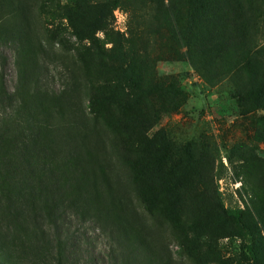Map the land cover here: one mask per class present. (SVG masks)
Wrapping results in <instances>:
<instances>
[{"label": "rangeland", "instance_id": "374dc122", "mask_svg": "<svg viewBox=\"0 0 264 264\" xmlns=\"http://www.w3.org/2000/svg\"><path fill=\"white\" fill-rule=\"evenodd\" d=\"M114 1L0 0V33H22L33 45H41L44 55L58 65L52 88L58 90L61 85L57 59L71 67L79 82L71 111L64 104L53 111L51 122L67 137L66 143L57 146V158L71 165L83 159L86 171H95L96 178L90 177L89 186L93 204L103 202L100 194L107 190L106 185L113 186L116 193H112L123 196L124 214L138 220V227L171 264H264V109L242 115L239 106L240 96L262 78L264 0H226L218 13L222 16L204 17L224 18L230 27L235 22L240 36L228 42L239 41L241 53H248L239 72L234 68L238 61L233 49L216 58L208 72L211 82L193 68L184 46L176 55L152 34L158 17L155 0L147 5L119 0L121 6L107 13ZM103 14L114 31L125 38L132 36L129 56L135 59L134 65H121L117 74L126 89L129 82L143 81L147 86L152 80L171 81L184 91L174 111L159 103V98L154 100L157 111L147 130L148 136L168 144L177 165L169 166L165 160L154 171L155 165L146 162L153 168L150 171L123 162L124 155L131 156V161L136 157L126 140L130 130L116 119L109 127L98 119V126L90 131L71 124L75 122L73 108L90 113L94 88L109 79L96 42L102 41L103 32L95 31L94 25L96 17ZM1 52L4 83L11 92L17 80L15 52L12 47ZM128 63H132L130 58ZM98 145L107 148V156L95 150ZM88 148L92 154L87 153ZM173 166L175 170L170 171ZM2 224L0 217V228ZM68 229V250L74 251L70 264H109L105 256L108 231L95 223L74 220ZM191 230L206 234L201 240L211 241L208 249L196 247ZM33 252L27 245L23 249L8 245L6 253L0 250V257H8L10 263L0 260V264H54L53 253L42 259L43 255L32 258Z\"/></svg>", "mask_w": 264, "mask_h": 264}, {"label": "trees", "instance_id": "16d2710c", "mask_svg": "<svg viewBox=\"0 0 264 264\" xmlns=\"http://www.w3.org/2000/svg\"><path fill=\"white\" fill-rule=\"evenodd\" d=\"M136 1L142 5L150 4L149 0ZM155 1L158 17L152 34L159 37L166 50L177 55L178 48L184 46L190 64L210 82L208 72L213 68L215 59L222 54L228 55L232 49L233 58L238 61L234 68L238 72L242 69L248 60V57L245 58L248 53H241L239 41L234 44L228 42L230 38L240 36L237 24L234 22L230 27L224 18H204L222 16L218 13L226 0ZM119 6V0H115L105 12L111 13ZM94 25L95 31L103 32L102 41L96 42L100 43L98 48L102 51L99 56L105 61L109 79L103 86L94 88L90 113L81 111L79 107L73 108L76 117L75 122H71L72 126L90 131L98 126V119L104 121L105 127L111 126L116 119L130 130L126 140L131 142L136 157L135 161H131V156L124 155L123 162L142 170H150L146 162L154 164V171L165 160L169 166L177 165L178 162L170 157L168 144L163 145L158 138L148 136L147 130L157 111L154 100L159 98V103L174 111L178 108L177 101L184 97V91L171 81L152 80L147 86L143 81L136 80L125 83L128 85L126 89L117 74L121 65L130 66L135 60L129 56L132 36L125 38L114 31L105 15L97 16ZM201 29H204L203 35ZM108 44L110 48L105 49ZM4 47H12L15 52L13 63L17 80L11 92L5 86L1 69L4 62L1 49ZM45 52L41 45H33L22 33L6 30L0 33V217L3 222L0 250L6 253L8 245L18 249L27 245L35 251L32 258L43 255L42 259H47L45 254L53 253L54 264H70L74 251L68 250L71 235L68 223L74 220L95 223L103 231H108L105 256L109 258V264H171L169 258L163 259L161 250L138 227V220L124 214L123 196H115L113 186L106 185L107 190L100 194L103 202L93 204L89 186L92 182L90 177L96 178L95 171H86L83 159L71 165V162L57 158V146L66 143L67 137L61 135L51 122L53 111L59 104H64L71 111L80 85L71 67L57 59L60 61L57 75L61 85L58 90L53 89L51 84L56 75L53 72L59 67L44 55ZM128 56L132 63H128ZM261 77L260 81L250 85L244 96L239 95V106L244 111L242 115L264 109V68ZM128 78L132 79L130 74ZM112 82L115 84L112 85ZM83 136L79 138H85ZM95 147L96 151L107 156V148ZM87 153L92 154L90 148ZM97 167L103 176L100 164ZM174 170L173 166L170 171ZM144 191H147L146 186ZM216 217L219 219L218 214ZM191 232L195 234L196 247L208 249L211 241L201 240L206 234L201 235L195 230ZM0 260L10 263L6 256H1Z\"/></svg>", "mask_w": 264, "mask_h": 264}]
</instances>
